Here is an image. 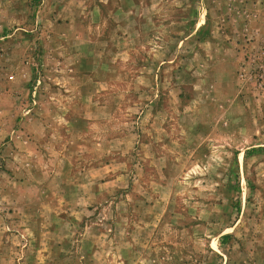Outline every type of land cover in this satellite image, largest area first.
<instances>
[{
	"label": "rangeland",
	"instance_id": "374dc122",
	"mask_svg": "<svg viewBox=\"0 0 264 264\" xmlns=\"http://www.w3.org/2000/svg\"><path fill=\"white\" fill-rule=\"evenodd\" d=\"M0 264H264V0H0Z\"/></svg>",
	"mask_w": 264,
	"mask_h": 264
}]
</instances>
